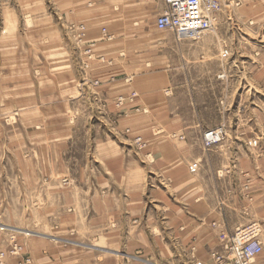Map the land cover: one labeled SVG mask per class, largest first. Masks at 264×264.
Returning a JSON list of instances; mask_svg holds the SVG:
<instances>
[{"label":"crops","instance_id":"1","mask_svg":"<svg viewBox=\"0 0 264 264\" xmlns=\"http://www.w3.org/2000/svg\"><path fill=\"white\" fill-rule=\"evenodd\" d=\"M167 7L52 0L51 16L34 19L49 30L47 46L0 54V172L9 177L0 179L1 212L33 234L23 240L29 264H215L221 229L255 222L264 264V157L230 142L205 150L204 128L228 123L221 105L231 83L218 54L140 25ZM71 24L85 26L81 45L107 62L82 69Z\"/></svg>","mask_w":264,"mask_h":264},{"label":"rangeland","instance_id":"2","mask_svg":"<svg viewBox=\"0 0 264 264\" xmlns=\"http://www.w3.org/2000/svg\"><path fill=\"white\" fill-rule=\"evenodd\" d=\"M201 1L205 10L210 2L217 3V9L211 12V17L214 19L211 29L201 33L200 36L194 39L178 38L171 31H158L155 25V19L163 11L158 13L153 19L140 20L142 22L140 25H152L159 33L173 35L178 42L189 41L193 44L197 42L207 55L212 56L218 54V59L223 61L225 72L220 77L223 78L225 76L224 81L234 85V88L231 84H228L227 87L225 96V105L227 107L223 103L221 105L224 109L229 110V124L225 122L214 126V128H204L205 130L201 133V137L205 150L218 147L225 148V142H230L229 149L239 146V148L244 149L246 157H250L253 151L262 154L264 157V0ZM51 2L52 0H0V54H3V57H5L4 55H6L7 51L13 55L21 46L30 47V49L37 53H39L40 49L47 46L45 43L47 44L50 40L49 30L44 24H36L34 19L41 16H51ZM12 19L14 20L13 23ZM81 26L85 28L84 25L71 24L69 30L77 32V29ZM103 30H105L106 34L111 35L105 27H102L100 37L103 40L110 41L108 38L102 36ZM85 31L86 28L82 33L77 32V34L73 35L75 41L80 43H76V46L80 48L81 54H83V61L80 64L84 70L88 68L90 63L96 62L102 64L107 62L103 56L104 59L100 62L99 58L102 57H97L93 51L91 52L93 56L85 54V50L90 45L88 44L86 47L81 45V43H85ZM207 66L209 70H212L213 64L211 60L207 62ZM94 82L90 81V84L94 87L99 86L98 81L97 85ZM135 96V93L127 97L119 96L115 102L116 107L122 106L126 101L132 103ZM210 99L211 97H209ZM233 100L234 103L231 106ZM229 106H231V109H229ZM251 110L254 113V119L256 115L255 111H258L259 116L258 126L260 128L258 129L254 122V131L253 127H251L252 119L248 116ZM234 116H236V119H234ZM204 118L205 122L211 124L214 121V113L207 111ZM6 121L7 126L11 125L10 119H6ZM93 122L96 123L97 121L93 119ZM237 128L239 133L235 132ZM214 130H221L222 134L219 136L218 141L207 144V137L204 135L208 131ZM124 131L125 138L133 136L132 131L129 129ZM239 135L241 138L238 141L235 138ZM176 136V134H170V137L173 139H177ZM131 139L134 145L140 149L147 147L140 136L137 135ZM0 163H2L1 160ZM6 178L9 177L4 172H0V179ZM63 183L67 184V181L64 180ZM3 217L4 213L1 212L0 204V252H4L3 264H10L14 260L16 261L12 264H29L31 259L25 255V244L23 240L33 234L14 226L11 227L6 224L9 220H4ZM214 227L216 228L217 225H214ZM237 229L239 228L235 230ZM234 231L231 235L225 233L227 231L224 228L219 232L221 249L217 252L210 253L215 264L218 263H216L212 255L222 254L223 246L228 240L227 238L231 237L235 233ZM222 236H225V239ZM13 238H16V243L21 246V250L15 253L11 249L13 246L10 245L11 239Z\"/></svg>","mask_w":264,"mask_h":264},{"label":"built area","instance_id":"3","mask_svg":"<svg viewBox=\"0 0 264 264\" xmlns=\"http://www.w3.org/2000/svg\"><path fill=\"white\" fill-rule=\"evenodd\" d=\"M181 13L186 17V23H177L174 17L176 14ZM158 26L160 29L165 27L175 28L177 32L183 34H192L195 31L207 28L209 26V20L204 19L202 14L200 3L198 0H179L176 5L172 6L170 12L158 19ZM174 23V24H172ZM222 134L221 130L219 131ZM204 136L208 138L207 144L214 143L219 140V134L214 131H208ZM257 224L248 225L246 228H239L235 230V234L232 239H228L226 249L232 255V261L229 264H253L256 257L262 252V245L259 240L260 229ZM225 239V236H222ZM10 245L13 253L21 250V246L16 243V238L11 239ZM4 252H0V264H3ZM217 261L221 264L220 257H217Z\"/></svg>","mask_w":264,"mask_h":264},{"label":"bare ground","instance_id":"4","mask_svg":"<svg viewBox=\"0 0 264 264\" xmlns=\"http://www.w3.org/2000/svg\"><path fill=\"white\" fill-rule=\"evenodd\" d=\"M165 1L168 4V7H167L166 11H164L163 14L158 15L156 17V19H155L156 20L155 21V25H156V28H157L158 31H160V32L171 31L173 34L177 35L178 38L181 37V38L194 39L195 37L200 36L201 33L206 32V31H209L211 29L212 24H213V20H214L211 17V12L212 11H215L217 9V3L210 2L209 5H208V7H207V9L205 10L204 7H203V3H202L201 0H198V3H200V8H201L202 14L204 16V19H208L209 22H210L209 23V26L207 28H203V29L197 30V31H195V33H192V34H183V33H180L179 34L175 28H170V27H165L164 29H160L159 26H158V21H159L158 19L163 18V16L167 15L170 12V10H171V4H172V6H174V5H176V3L179 2V0H165ZM176 15H177V17H174V20H176L177 23H179V22L180 23H184V24L186 23V21H187L186 17L182 16L181 13L176 14ZM172 24H174V23H172ZM84 29L85 28L81 26V27H79L77 29V32H81L82 33L84 31ZM102 33H103L102 36L105 37V38H108V40H112L113 39V37L111 35L105 33V30H103ZM92 47H93V44L88 45L87 49L85 50V54H89V56H93V54L91 53L92 52ZM103 59H104L103 57L102 58H99V61L102 62ZM94 84L97 85L98 84L97 81H95ZM215 132H217L219 134V136H220L219 130H217ZM206 140L208 141V138ZM251 224H257L258 225L257 227L260 229V233H261V226L258 223H251ZM251 224H249V225H251ZM234 234L231 237H228L227 239H232V237L234 236ZM259 240H260V237H259ZM227 242H228V240L226 241V243L223 246V252H222V254H215V255L213 254L212 255L213 258H215L216 263H218V264H220V263L217 261V257H220V259L222 261L221 264H229L232 261V255L226 249V246L228 244ZM260 243H261V241H260ZM262 251H263V247H262ZM261 254H262V252H261ZM256 259H257V257H256ZM256 259L253 262V264H257L258 261Z\"/></svg>","mask_w":264,"mask_h":264}]
</instances>
